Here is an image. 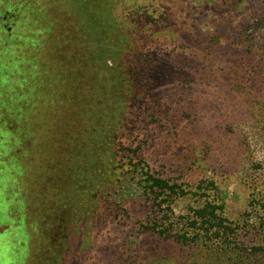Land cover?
<instances>
[{
    "label": "rangeland",
    "instance_id": "374dc122",
    "mask_svg": "<svg viewBox=\"0 0 264 264\" xmlns=\"http://www.w3.org/2000/svg\"><path fill=\"white\" fill-rule=\"evenodd\" d=\"M0 264H264V0H2Z\"/></svg>",
    "mask_w": 264,
    "mask_h": 264
},
{
    "label": "trees",
    "instance_id": "16d2710c",
    "mask_svg": "<svg viewBox=\"0 0 264 264\" xmlns=\"http://www.w3.org/2000/svg\"><path fill=\"white\" fill-rule=\"evenodd\" d=\"M150 186L152 189H156L159 194L168 193V194H179L183 193V190L175 191V186L170 185L166 180L159 178H153L152 184ZM156 185V186H154ZM170 191V192H169ZM208 205V204H207ZM208 208L210 210L208 211ZM198 224V225H197ZM196 226V227H195ZM192 227L196 235L205 236V238H210L212 236V231L216 233H225L227 228L224 227V219L219 218L215 212L214 206H203L194 210L193 223ZM213 229V230H212ZM228 236V235H227Z\"/></svg>",
    "mask_w": 264,
    "mask_h": 264
},
{
    "label": "flooded vegetation",
    "instance_id": "af4514ba",
    "mask_svg": "<svg viewBox=\"0 0 264 264\" xmlns=\"http://www.w3.org/2000/svg\"><path fill=\"white\" fill-rule=\"evenodd\" d=\"M2 3V0H0V4Z\"/></svg>",
    "mask_w": 264,
    "mask_h": 264
}]
</instances>
